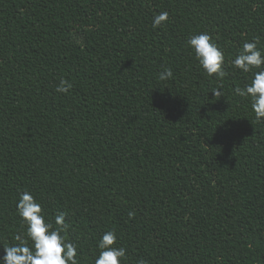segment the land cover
<instances>
[{
    "label": "trees",
    "instance_id": "trees-1",
    "mask_svg": "<svg viewBox=\"0 0 264 264\" xmlns=\"http://www.w3.org/2000/svg\"><path fill=\"white\" fill-rule=\"evenodd\" d=\"M172 1L171 78L121 71L70 81L67 94L0 92V256L26 235L16 204L28 191L54 228L65 216L78 264H95L113 230L121 264H264V118L234 92L252 73L231 64L254 37L264 50V0ZM201 32L224 52L220 80L187 46Z\"/></svg>",
    "mask_w": 264,
    "mask_h": 264
},
{
    "label": "rangeland",
    "instance_id": "rangeland-1",
    "mask_svg": "<svg viewBox=\"0 0 264 264\" xmlns=\"http://www.w3.org/2000/svg\"><path fill=\"white\" fill-rule=\"evenodd\" d=\"M176 11L172 0H0V92L177 66Z\"/></svg>",
    "mask_w": 264,
    "mask_h": 264
},
{
    "label": "clouds",
    "instance_id": "clouds-1",
    "mask_svg": "<svg viewBox=\"0 0 264 264\" xmlns=\"http://www.w3.org/2000/svg\"><path fill=\"white\" fill-rule=\"evenodd\" d=\"M168 17L167 11L158 13L153 18V27H159L168 20ZM259 40V37H254L250 41H245L231 61L235 68L245 73H252L250 82L243 88L237 86L234 92L241 97H250L257 121L264 118V50L258 47ZM186 43L193 51L200 67L209 76L215 75L220 80L226 75L224 52L208 33L193 34ZM172 75V70L169 68L159 74V79L167 80ZM72 87L69 80L62 78L55 90L67 94ZM211 92L215 98L222 96L221 87ZM16 208L26 225V235H16L15 240L18 243L3 246L4 255L0 256V264H78L77 246L66 241L61 234L69 227L63 214L55 217L57 227L54 228L52 222L46 221L42 205L28 191L19 194ZM129 215L131 216L132 213ZM116 241L117 235L114 230L103 234L98 242L100 252L95 264H121L126 249L115 247ZM139 264L146 262L141 260Z\"/></svg>",
    "mask_w": 264,
    "mask_h": 264
}]
</instances>
